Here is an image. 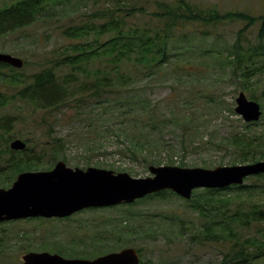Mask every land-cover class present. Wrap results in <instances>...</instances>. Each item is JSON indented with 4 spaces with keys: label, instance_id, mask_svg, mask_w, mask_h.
<instances>
[{
    "label": "trees",
    "instance_id": "obj_1",
    "mask_svg": "<svg viewBox=\"0 0 264 264\" xmlns=\"http://www.w3.org/2000/svg\"><path fill=\"white\" fill-rule=\"evenodd\" d=\"M103 1L93 0L98 8L95 13L85 14L90 19L88 22L66 28L64 35L70 41L69 46L61 48L65 51L48 60V67L34 73L30 79L9 77L2 70H18L0 63V83L10 80L17 89L10 99L0 92V108L14 101L24 102L32 109L31 116L42 111L53 119L54 124H48L53 133L62 116L67 111H75L76 121H87V124H78V127L82 131L81 140L92 148L100 144V133L104 131L101 124L94 122L102 120L103 115H110L120 125L127 124L118 136L123 141H129L132 156L147 154V151L150 154L151 148L164 137L168 126L187 125V116L172 111L170 119L174 122L169 124V118L162 116L158 105H152L147 97L144 101L132 92L142 81L150 82L158 77H166L165 82L172 80L173 89L182 84L195 87L201 80L199 71L201 66H205L203 62L197 64L196 72L189 67L182 72L170 68L173 59L179 56L174 54L176 44H188L191 37L199 32L202 56L220 62V69H216L215 73H228L229 70L231 78L239 84L238 89L261 104L264 120V90L258 93L255 88V83L264 78V12L253 13L242 9L223 11L189 0H151L148 7L135 2L126 5L118 0L103 8ZM76 3L77 0H17L0 6V36L29 27L53 10L66 9ZM230 25L239 29L234 41L226 42L224 29ZM212 37L214 40L210 42ZM221 43L229 45L228 55L217 52L216 47ZM206 65L209 66V63ZM126 66L135 67V70L126 72ZM67 69L69 71L63 74ZM208 71L211 70L208 68ZM194 105L195 99L188 98L182 107L192 110ZM19 117L21 122L23 116H5L0 120V131L9 134L19 122ZM135 129L138 130L137 136L132 135ZM49 136L54 142L49 149L36 151L34 147H27L17 152L9 148L13 140L10 137L6 145L9 159L0 162V184L12 183L23 172L50 170L58 159L69 163L64 138L53 134ZM226 142L228 148L236 153L238 162L231 163L233 165L264 160V133L251 135L249 132H238ZM47 158L49 162L44 165ZM144 160L161 165L156 157L144 156ZM170 163L175 164L173 159ZM179 165L185 166L184 162ZM252 180L255 182L249 185L244 183L224 189L194 191L192 199L196 202L190 203L187 208L197 212L204 223L193 231L173 215L158 214L153 210L167 197L177 196L175 193L163 191L136 201L135 204L145 208L134 215L133 218L138 217L139 220L133 226L124 227L122 233L127 236V245L133 239L155 241L163 235L180 240L190 235L187 238L189 244L223 243L226 246L218 264H264V174L246 181ZM215 193L220 194L218 199L213 198ZM246 196L250 198L247 208L244 207ZM157 218L159 222H156ZM116 237L119 240L122 238L120 234ZM2 240L0 238V248L4 247ZM84 245L83 249L64 252L93 259L120 247H111L108 237L100 243L96 241ZM136 249L143 257V250ZM59 251L61 253V247Z\"/></svg>",
    "mask_w": 264,
    "mask_h": 264
},
{
    "label": "rangeland",
    "instance_id": "obj_2",
    "mask_svg": "<svg viewBox=\"0 0 264 264\" xmlns=\"http://www.w3.org/2000/svg\"><path fill=\"white\" fill-rule=\"evenodd\" d=\"M16 1L0 0V6H7ZM115 1L118 0H104L101 6L108 7ZM189 1L203 7L215 6L223 11L242 9L253 13L264 12V0ZM120 2L126 5L129 2H135L145 7L151 5V0H120ZM97 8V3L93 0H77L76 4L66 9L53 10L29 27L0 36V53L10 54L24 62L23 67L17 69L16 72L8 69L2 71L9 77L22 80L30 79L34 73L47 68L48 60H52L65 51L61 48L68 47L70 44L64 35L66 28L88 22L90 19L85 14L95 13ZM238 29L236 25H230L224 29V41L233 42ZM198 35L199 32L194 34L188 44L182 43L181 45L180 42L176 44L174 54H179V56L173 59L174 63L170 68L171 70L177 68L182 72L189 67L191 71L196 72L197 64L200 65L203 62L205 66H201L199 71L201 80L195 87L190 88L189 84H182L173 89L172 80L165 82L166 77H158L157 80L150 82L142 81L132 92H136L144 101L147 97L150 104L158 105L162 116L169 118L167 119L169 124L174 122L170 119L172 111L181 112V116H187V125L168 126L164 131V137L153 146V149L151 148L150 154L147 151V154L132 156L129 151L131 149L129 141H123L118 136L127 124L121 123L120 125L117 120L113 119V116L103 115L102 120L94 122L101 124L104 131L100 133V144L92 148L81 140L82 131L78 127V124L84 125L87 121H76L75 111H67L62 116V120H59V124L54 127L53 133L48 126L49 123L54 124L53 119L51 120L42 111L31 116L32 109L18 100L0 108V120L8 115L24 117L21 122L19 117V122L15 123V127L9 134L0 131V162L9 159L6 145L10 137L13 138L11 142L19 139L24 141L27 147H34L36 151H44L54 144L52 136L51 138L49 136L53 134L55 137H63L66 141L68 146L66 155L69 163L65 162L71 168L95 167L116 173H128L134 178H146L151 176L149 167L158 165L150 164L144 160V156H150L151 159L156 157L161 163L159 166L205 169L233 166L231 163L238 162L236 153L228 148L226 141L238 132H249L251 135L263 134L264 120H261L258 126L250 125L235 112L236 98L242 92L238 89L239 84L231 78L229 70L228 73H215L216 69H220V62L202 56ZM213 40L214 37L210 39V42ZM216 50L228 55L230 48L228 44L221 43ZM206 63H209V66ZM125 70L132 72L135 67L126 66ZM68 71V69L65 70L63 74ZM255 88L258 93L263 92L264 78L255 83ZM0 92L10 99L17 89L10 83V80H7V82L0 83ZM188 98L195 99L192 110H185L182 107ZM108 125L111 126L110 129L106 128ZM247 125L250 127L246 128ZM137 134L138 130L135 129L132 135L137 136ZM181 138L186 142H183ZM170 159H173L175 164H171ZM48 162L47 158L43 164L46 165ZM180 162H184L185 166H180ZM253 182L255 181H245V184L249 185ZM11 185L12 183L0 184V188H9ZM201 190L204 189H199V192ZM219 197L220 194L216 193L213 196L215 199ZM249 201L250 198L246 196L244 207L249 206ZM195 202L196 200L192 198L186 200L179 196L167 197L163 203L156 204L153 210L158 214L162 212L173 215L178 222L185 223V226L193 231L196 228L199 229L204 223V219L199 217L197 212L187 208L190 203L195 204ZM131 205L89 208L66 218H31L2 222L0 223V238H3L4 247L0 248V264H23L22 256L28 249L33 252L59 254L66 258H85L82 255L69 254L64 251L83 249L84 244L96 241L100 243L104 237L109 238L111 247L120 246L117 251L127 247L141 248L143 250L141 262L145 264H218L222 260V252H225L226 248L223 243L222 245L216 243L189 244L187 238L190 235L180 240L174 237L166 238L163 235H159L155 241L133 239L130 245H127V236L122 233L124 227L133 226V223L139 220L138 217L134 219V215L144 211L145 208L140 204ZM156 222H159V218ZM119 234L122 237L120 240L117 237L114 238ZM55 246H58L57 249H53Z\"/></svg>",
    "mask_w": 264,
    "mask_h": 264
},
{
    "label": "water",
    "instance_id": "obj_3",
    "mask_svg": "<svg viewBox=\"0 0 264 264\" xmlns=\"http://www.w3.org/2000/svg\"><path fill=\"white\" fill-rule=\"evenodd\" d=\"M0 63L22 68L23 60L0 53ZM235 112L246 123L260 121L261 104L240 92ZM13 151H23L22 140L10 143ZM151 176L134 178L128 173L88 167L71 168L58 161L48 171L23 172L10 188H0V223L31 218H66L89 208L133 204L149 195L171 191L190 200L199 189H224L243 185L247 178L264 174V160L214 169L150 166ZM23 264H141L135 248H124L94 259L66 258L49 252H28Z\"/></svg>",
    "mask_w": 264,
    "mask_h": 264
}]
</instances>
